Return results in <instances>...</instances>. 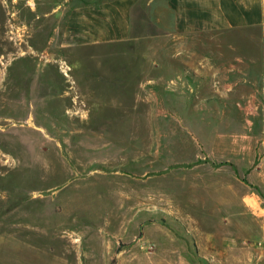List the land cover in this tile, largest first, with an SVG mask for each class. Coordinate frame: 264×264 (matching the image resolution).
<instances>
[{"label":"rangeland","instance_id":"1","mask_svg":"<svg viewBox=\"0 0 264 264\" xmlns=\"http://www.w3.org/2000/svg\"><path fill=\"white\" fill-rule=\"evenodd\" d=\"M52 8L0 0V264H178L163 250L183 249V238L197 235L186 231V214L213 240L204 241L207 256L195 252L201 264L263 261L256 251L264 247V188L239 168L245 160L249 172L264 169L257 66L241 91L215 99V110L190 113L162 91L170 71L151 64L174 62L170 43L61 48L50 41L52 20L38 16ZM217 40L243 43L239 33ZM184 52L198 58L209 50ZM74 59L83 66L75 69ZM89 98L117 107L83 127L69 109ZM186 157L192 161L179 162ZM230 173L237 192L248 180V205L237 208L231 194L232 208L219 210L220 193L201 177Z\"/></svg>","mask_w":264,"mask_h":264},{"label":"crops","instance_id":"2","mask_svg":"<svg viewBox=\"0 0 264 264\" xmlns=\"http://www.w3.org/2000/svg\"><path fill=\"white\" fill-rule=\"evenodd\" d=\"M37 2L39 7L43 3L53 7L48 12L40 10L38 16L39 19L48 17L52 20L49 28L50 41L61 48L76 49L120 42L151 44L157 40H161V43L164 41L170 43L171 46L167 48L177 51L174 62L162 57L151 64L160 65L170 71V75L168 73L165 78L162 91L167 94L166 98L176 97L174 98L176 101L181 100L185 106L190 107V113L212 112L219 106L215 99L232 98L233 93L237 94L248 83L249 67L252 65L257 66L251 70L252 74H256L264 81V0H37ZM37 25L33 29L37 28ZM231 33L242 35L243 43L236 45L226 41L225 44L217 40ZM189 39L215 41L201 43L195 40L189 42ZM223 46L225 50L231 51L230 54L223 55L220 52ZM188 49L201 51L207 49L209 53L201 52L200 57L194 58L192 56L194 54L184 52ZM250 50H256V53L253 54ZM73 66L79 69L83 63L80 59H74ZM147 87L148 85H145L144 90H148ZM86 104L84 108L69 109L70 113L79 114L83 127H89L91 120L97 118L99 114L117 107L101 105L91 98ZM223 106L228 108L227 105ZM134 108L136 109V106ZM171 108L173 107L169 106L167 113H178ZM147 111L152 114L153 107ZM125 151L127 152V149ZM191 161L187 157L181 158V161L179 159V162L183 163ZM197 166L193 168H199L201 165ZM239 168L242 177H247L264 188V169L249 172L248 161L245 160H240ZM232 176L233 173H230L229 178L201 177V180L210 181L220 193L216 202V208L219 210L232 208L225 205V200H228L227 197L231 194L240 198L236 203L237 208L241 209L248 205L246 201L250 198L248 180L242 181L244 190L237 192L233 189ZM192 181L190 180L189 184ZM186 215L188 219H183V224L187 226L186 231L188 233L194 231V235L196 233L197 235L192 236V241L183 236L184 248L170 245L163 250L165 254L163 256L183 259L179 260L178 264H201L196 259L195 252L207 256L204 241L211 244L213 240L210 233L202 237L199 231L194 229L196 222L193 216ZM169 240L171 241V238ZM259 241L264 242V235ZM256 253L258 259L263 261L250 260L245 263L263 264L264 247ZM248 254V257H253V251Z\"/></svg>","mask_w":264,"mask_h":264}]
</instances>
